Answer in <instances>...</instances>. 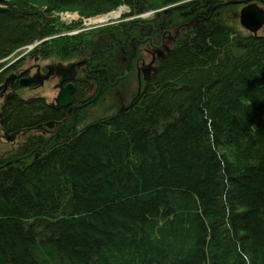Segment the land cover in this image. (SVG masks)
I'll return each instance as SVG.
<instances>
[{"label":"trees","instance_id":"16d2710c","mask_svg":"<svg viewBox=\"0 0 264 264\" xmlns=\"http://www.w3.org/2000/svg\"><path fill=\"white\" fill-rule=\"evenodd\" d=\"M188 1L0 0V82L35 42L62 59L123 33L65 34L80 21L59 12L124 4L137 16ZM230 3L177 39L131 106L35 160L0 156V264H264V42L234 31ZM3 109L10 131L53 116L42 99Z\"/></svg>","mask_w":264,"mask_h":264},{"label":"flooded vegetation","instance_id":"af4514ba","mask_svg":"<svg viewBox=\"0 0 264 264\" xmlns=\"http://www.w3.org/2000/svg\"><path fill=\"white\" fill-rule=\"evenodd\" d=\"M242 1L246 2V0H230V6L224 8L228 17H236V12L241 7L239 3ZM254 1L264 8V0ZM213 2L215 3L216 0ZM215 10L203 2V5L198 7L188 6L187 8L183 6V8L181 7L172 13L153 14L145 19L132 21L129 31L126 32L123 39L114 37L109 42L108 47L106 43L104 44L112 60L105 57L103 61H99L100 66L95 65L94 55L82 52L74 62L86 60L74 68V74L70 76L71 79L67 76L62 83V86H66L70 82L74 87L70 103L59 108L48 106L53 110L52 117L18 128L20 132L12 142L8 143L9 147L5 153H13L18 150L24 155L34 156L40 153V148H43L41 146L47 147L51 142L62 139L63 136L69 137L77 123L85 120L97 109L123 108L130 104L138 88L135 79L137 80L139 76L142 82L148 81L157 71L159 61L170 52L177 39L182 35L189 34L192 24L206 19L207 16L215 13ZM260 30V37L264 38V27ZM158 50L162 51L160 57ZM115 57L119 58L116 60ZM26 61H29L28 65ZM58 61L44 58L41 48L37 47L21 60L4 67L10 69L6 77L14 75L9 82L8 91L17 92L22 78L36 75V82L29 84L26 91L37 90L40 86L44 87L51 83L50 87L55 89V96L52 97L53 102L60 91L57 86L62 80L61 76H57L55 70H52L47 78L44 76L50 70V66L58 63ZM113 65L118 68V72L123 77L110 78ZM25 68L27 70H24ZM146 72H148V77L144 80ZM6 95L5 93L1 97V102L5 100ZM12 99L30 100L24 99L22 96H16ZM9 100L5 105H0V113L2 114L0 117V135L3 130H6L3 126V108L9 103Z\"/></svg>","mask_w":264,"mask_h":264},{"label":"water","instance_id":"95a60500","mask_svg":"<svg viewBox=\"0 0 264 264\" xmlns=\"http://www.w3.org/2000/svg\"><path fill=\"white\" fill-rule=\"evenodd\" d=\"M241 24L248 28L251 31H254L256 29V25L259 20V13H257V10L252 7H248L244 9L241 13ZM72 68V65H70V69ZM57 71H65L67 69V66L59 64L57 66ZM29 79H24L21 81V84L26 85L29 83ZM73 90V86L67 85L65 88H62L60 91L56 101L58 105H66L70 102V96L69 94Z\"/></svg>","mask_w":264,"mask_h":264},{"label":"rangeland","instance_id":"374dc122","mask_svg":"<svg viewBox=\"0 0 264 264\" xmlns=\"http://www.w3.org/2000/svg\"><path fill=\"white\" fill-rule=\"evenodd\" d=\"M165 10H167V9H165ZM124 12H126V11H124ZM71 14L72 15H74V16H76L77 14L75 13V12H71ZM143 16H142V18H148V17H150V15H151V13H146V14H142ZM69 17V16H68ZM67 16H62V18H60V21L61 22H63L64 24H66V23H69L68 21L69 20H67V18H68ZM77 17H78V15H77ZM122 17V19H121V22L122 23H124L125 25L124 26H121L120 25V23H119V25H117V26H115L114 28L115 29H117V30H122V32H125V35H126V32H128L129 31V28H130V25H131V21L132 20H135V19H137V17L138 16H134V17H128V15H120L119 14V16H117L116 18H114V19H111V20H108L107 22H104V23H110L111 21H114L115 19H117V20H119L120 18ZM144 18V19H145ZM116 20V21H117ZM77 20H73L72 22L74 23V22H76ZM66 22V23H65ZM104 23H101V24H99V25H95V24H83V23H81L82 25H80V26H77L74 30H76L74 33H76V32H78V29H83V28H85V27H93V26H100V25H106V24H104ZM73 31V30H72ZM114 37H116V36H114ZM108 50H110V49H108ZM23 54V53H22ZM108 53H106V55H105V57L106 58H108L109 60H112V57L108 54ZM75 56H76V54H75ZM78 56H80V55H78ZM119 57H115V59L117 60ZM26 64L28 65L29 64V61H26ZM109 64V66L111 67V65H110V63H108ZM95 65L96 66H100L99 65V61L98 60H96V62H95ZM112 70H111V72H112V75H110V78H118V77H116V73H118V68L117 67H114V65H113V68H111ZM121 69V68H120ZM106 74V73H105ZM120 76V75H119ZM121 77H123V75L121 76ZM50 88V86H48V89ZM41 91H45V88L44 89H41ZM50 91H48L47 93H49ZM51 94H53V92L51 91ZM51 98V97H50ZM50 98H47V99H50ZM82 126V125H81ZM72 134H73V132H72ZM71 136V134L69 135V137Z\"/></svg>","mask_w":264,"mask_h":264},{"label":"bare ground","instance_id":"6f19581e","mask_svg":"<svg viewBox=\"0 0 264 264\" xmlns=\"http://www.w3.org/2000/svg\"><path fill=\"white\" fill-rule=\"evenodd\" d=\"M151 12H152V10H151ZM117 16H119V12H115V13H111L110 15H108V16H100V17H97V19H91L90 20V22H94V21H105V20H107V19H109V18H116ZM72 18H75V16L74 15H72L71 16ZM234 30H237V27L235 26L234 27ZM244 38V37H243ZM253 39H256V37L255 36H253L252 37ZM24 48H27V47H24ZM23 48V49H24ZM121 73H116V75H118L117 77L118 78H120V75ZM120 75V76H119ZM249 84H251L250 82H248ZM246 84V86H244L243 88H242V90L243 89H245V88H247V90H244V92H246V94L248 95V94H250V93H252L253 91L254 92H256L257 93V91L256 90H252L251 88H250V86H254V85H250L249 86V84ZM264 84V80H262V81H259L258 83H256L255 85L258 87V88H260L261 90H262V85ZM144 86V85H143ZM143 86H141L140 87V89L142 90L143 89ZM255 88V87H254ZM261 90H258L259 92H262ZM258 94V93H257ZM253 96H254V94H253ZM124 108H113V109H108L107 111H106V114H111V113H114V111H120V110H123ZM101 115H103V114H100V113H98V112H94L93 113V115H92V119H96V118H99ZM88 119L91 121V118H90V116H88ZM80 125H85L86 124V121L83 119V120H81L80 121V123H79ZM140 199L141 200H143V197L142 196H140Z\"/></svg>","mask_w":264,"mask_h":264}]
</instances>
